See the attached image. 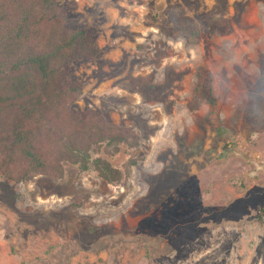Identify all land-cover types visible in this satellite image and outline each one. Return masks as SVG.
Listing matches in <instances>:
<instances>
[{"label":"rangeland","instance_id":"1","mask_svg":"<svg viewBox=\"0 0 264 264\" xmlns=\"http://www.w3.org/2000/svg\"><path fill=\"white\" fill-rule=\"evenodd\" d=\"M100 48L73 101L139 134L118 182L0 171V264H264V0H56ZM201 68L214 104L191 108Z\"/></svg>","mask_w":264,"mask_h":264},{"label":"trees","instance_id":"2","mask_svg":"<svg viewBox=\"0 0 264 264\" xmlns=\"http://www.w3.org/2000/svg\"><path fill=\"white\" fill-rule=\"evenodd\" d=\"M100 51L94 32L69 27L66 9L56 0H0V171L25 181L39 174L62 177L65 162L91 165L109 182L123 171L93 151L101 144L136 146L139 134L73 101L82 84L70 76L79 57ZM190 102L214 104L212 73L201 68ZM264 226V203L258 209ZM264 253V247H263Z\"/></svg>","mask_w":264,"mask_h":264}]
</instances>
